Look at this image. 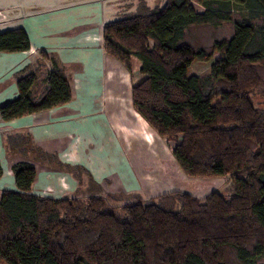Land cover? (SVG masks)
<instances>
[{
  "label": "trees",
  "instance_id": "obj_1",
  "mask_svg": "<svg viewBox=\"0 0 264 264\" xmlns=\"http://www.w3.org/2000/svg\"><path fill=\"white\" fill-rule=\"evenodd\" d=\"M29 47L23 28L0 32V52ZM101 48L127 71L138 60L132 108L173 143L185 175L225 177L227 196H37L38 166L68 173L78 186L82 172L28 133L9 132L6 152L23 160L11 164L16 190L0 195V262L264 264V107L253 99L264 97V0H164L153 7L137 0L133 11L103 24ZM215 53L221 56L208 72L189 71ZM44 55L15 72L17 96L0 104L1 121L70 101L71 78ZM121 197L125 202L112 208Z\"/></svg>",
  "mask_w": 264,
  "mask_h": 264
},
{
  "label": "crops",
  "instance_id": "obj_2",
  "mask_svg": "<svg viewBox=\"0 0 264 264\" xmlns=\"http://www.w3.org/2000/svg\"><path fill=\"white\" fill-rule=\"evenodd\" d=\"M97 1H100L98 4H101V6L104 4V0ZM145 2L149 7L155 5V0H145ZM136 3L137 0H124L120 4L125 7L123 13L133 11ZM49 4L50 0H26V2L8 0L5 6L0 7V13L4 16L0 17V22L6 21L9 18L1 12L3 8L10 13H15L22 8L30 9L39 7L40 5L49 6ZM66 5L70 7L74 4ZM35 15V12H30L23 16H15V18L12 17L7 23L6 27L8 28L6 29L23 28L25 30L29 38L30 47L28 51L17 52L16 55L14 52H0V104L17 96L15 72L26 64L34 65L35 60L40 59V51H50L56 47L61 49L70 47L74 53L79 51L78 48L83 45L89 47L92 57L87 64L88 66L83 68L81 64L85 59L80 60L65 56L66 63L63 66L71 78L72 87V96L69 102L47 111L32 113L8 122L0 120V164L2 167L0 195L3 190H16L11 164L23 160L22 157L8 156L4 140L6 134L9 132L28 133L33 143L44 151H48V153L58 149L56 156L60 162L71 165L81 163L86 167L85 169L91 176L97 180L96 182H99V179L107 176L109 173L112 174L114 171L119 190H125L126 186L129 190L139 189L140 187L130 171L126 156L119 146L117 137L113 135L105 119L98 115L101 114L102 105L105 100L107 83L105 63L108 62V59L114 60L107 57L101 48V28L104 22H106L104 17L101 16V10L92 20L85 14H75L64 19L53 20L50 25V32L46 28L39 26L38 37L34 36V34L32 36L33 31L28 23V20L35 17ZM59 26H63L67 30H76L71 36H67L64 41L58 33H53ZM54 41L55 44H53ZM68 64L72 65L70 72H68ZM91 116L94 117V120L90 119ZM80 118L87 119V127L92 132L87 136L81 134L82 138H79L78 141H82L77 149L70 151L69 143L72 142V139H68L67 137H64L63 142L58 140L50 144V136L53 135L58 126L61 125L63 131L68 130L66 125L82 123L78 120ZM93 136L94 139H97V142L93 146V155L84 157L80 153V150H82L83 145L87 141L94 143L92 140ZM53 175H66L68 183L72 187H74V184L75 187L77 185L68 173L51 170L49 167L38 166L31 193L44 197L42 189L50 187V181L53 180H50V176ZM131 192L136 193L134 191ZM67 194L70 193L68 192Z\"/></svg>",
  "mask_w": 264,
  "mask_h": 264
},
{
  "label": "rangeland",
  "instance_id": "obj_3",
  "mask_svg": "<svg viewBox=\"0 0 264 264\" xmlns=\"http://www.w3.org/2000/svg\"><path fill=\"white\" fill-rule=\"evenodd\" d=\"M6 1L8 0H0V7L5 6ZM16 1L26 2V0ZM99 2L100 1L97 0H50L49 6L40 5L39 7L37 6L30 9L22 8L15 13H10L3 8L1 12L9 18L6 21L3 20V22H0V32L8 28L6 27L7 23L12 17L23 16L30 12H35L36 14L35 17L28 20L30 28L33 31L32 36L34 34V36L38 37L37 33L39 26L46 28L48 32H50L51 21L56 19H64L75 14H85L92 20L101 10V16L104 17L106 22H109L118 18L125 10L124 5H120L124 0H104L102 6L98 4ZM163 2L164 0H155L154 4L161 6ZM66 4L74 5L68 7ZM193 6L197 10L201 9L198 5L193 4ZM75 30L76 29L67 30L63 26H59L53 33H58L65 41L67 36H71ZM53 44H55V41ZM78 49L79 51L73 53L70 47H64L63 49L59 47L52 48L50 51L44 52V60L47 65H51L52 61H55L57 66L61 67L65 74H67L63 66V64L65 65L66 63L65 56L78 58L80 60L85 59L81 64L83 68L88 66L87 64L92 57L89 52V47L82 45ZM14 53L15 55L17 54V52ZM220 56L219 53H215L209 61L202 62L194 60L189 66V71L193 74L206 73L210 65L216 59H219ZM105 65L107 81L104 96L105 100L102 105L101 114L98 115L105 119L113 135L117 137L119 146L126 156L130 171L134 175L140 188L129 190L126 186L125 190H119L114 171L112 173L114 174L113 176L109 173L107 176L99 179V182H96L97 180L91 177L95 181V183H91L88 180V174L85 172L87 171L85 169L86 167L78 163L75 165H78V169L82 172L80 177L84 178L83 186L76 185L75 187L74 184V187H72V185L68 183L66 175H59V177L64 178L65 188L59 187L57 185L58 175H53L50 176V180L53 179L50 181V193L44 194L43 196H50L49 198L55 199L65 197L66 195H69L66 197H70L74 195L86 196L90 194L107 195L111 197L112 194L125 195L126 193L127 195L130 194V191L136 192V194H139L143 198H153L156 201L160 195L174 191L185 192L198 199H203L207 194L213 191L227 196L225 192V187L227 185L225 177L195 178L185 175L172 156L173 143L158 136L132 108L130 89L131 86L141 78L138 71V60L135 59L132 62V69L130 71H127L117 60L108 59ZM71 66V64H68V72L72 70L70 68ZM253 99L255 105L264 107V97L261 98L256 95ZM90 119L94 120V117L91 116ZM78 120L82 123L66 125L68 130L63 131L61 125L58 126L53 135L50 136V144L58 140L63 142L64 137H67L68 139H72V142L69 143L70 151L77 149L82 141H78L79 138H82L81 134L87 136L92 132L87 127V119L80 118ZM94 131L97 132L96 130ZM94 136L92 138L94 143L87 141L83 145L82 150H80V153L84 157L93 155V146L95 142H97ZM57 150L50 151V153L57 155ZM68 192L70 194H67ZM121 198L120 201L112 202L111 207L122 205V203L125 202V197ZM111 211H113V209ZM0 264L5 263L0 262Z\"/></svg>",
  "mask_w": 264,
  "mask_h": 264
},
{
  "label": "built area",
  "instance_id": "obj_4",
  "mask_svg": "<svg viewBox=\"0 0 264 264\" xmlns=\"http://www.w3.org/2000/svg\"><path fill=\"white\" fill-rule=\"evenodd\" d=\"M0 17H4L1 13H0ZM57 185L59 186V187H62V188H65V181H64V178L63 177H59L58 176V178H57ZM50 187H46V188H44V189H42V194L44 195V194H48V193H50Z\"/></svg>",
  "mask_w": 264,
  "mask_h": 264
},
{
  "label": "bare ground",
  "instance_id": "obj_5",
  "mask_svg": "<svg viewBox=\"0 0 264 264\" xmlns=\"http://www.w3.org/2000/svg\"><path fill=\"white\" fill-rule=\"evenodd\" d=\"M89 174V173H88ZM91 175V174H90ZM92 177V176H91Z\"/></svg>",
  "mask_w": 264,
  "mask_h": 264
}]
</instances>
